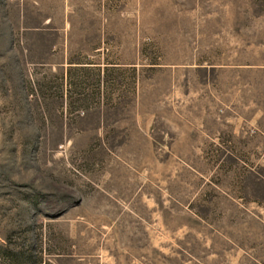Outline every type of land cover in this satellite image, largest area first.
Listing matches in <instances>:
<instances>
[{
  "label": "rangeland",
  "instance_id": "374dc122",
  "mask_svg": "<svg viewBox=\"0 0 264 264\" xmlns=\"http://www.w3.org/2000/svg\"><path fill=\"white\" fill-rule=\"evenodd\" d=\"M0 264H264V0H0Z\"/></svg>",
  "mask_w": 264,
  "mask_h": 264
}]
</instances>
